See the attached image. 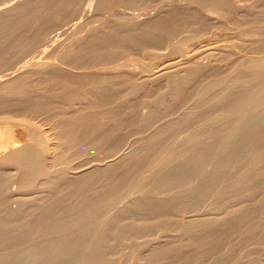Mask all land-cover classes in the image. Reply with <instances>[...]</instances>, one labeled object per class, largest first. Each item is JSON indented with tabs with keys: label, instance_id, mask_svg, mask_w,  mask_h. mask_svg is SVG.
Masks as SVG:
<instances>
[{
	"label": "bare ground",
	"instance_id": "6f19581e",
	"mask_svg": "<svg viewBox=\"0 0 264 264\" xmlns=\"http://www.w3.org/2000/svg\"><path fill=\"white\" fill-rule=\"evenodd\" d=\"M9 1L0 264H264V0Z\"/></svg>",
	"mask_w": 264,
	"mask_h": 264
},
{
	"label": "rangeland",
	"instance_id": "374dc122",
	"mask_svg": "<svg viewBox=\"0 0 264 264\" xmlns=\"http://www.w3.org/2000/svg\"><path fill=\"white\" fill-rule=\"evenodd\" d=\"M14 1H15V0H14ZM14 1H13V2H14ZM16 1H18V0H16ZM245 1H246V0H245ZM249 1L251 2V0H247V2H249ZM13 2H12V1H9V3H8V2H7V3H8V5H9V4H12ZM152 4H153V5H152ZM152 4L150 3L149 5H147V6H145V7L142 6V8H143L142 10H143L144 12H148V8H149V6H151V8H149V11L151 10L152 12L150 11V13H155V11H156V9H157V4H156V5H155V3H152ZM0 6H3V5H0ZM153 7H155V8H153ZM158 9H159V8H158ZM44 10H47V8L44 7ZM145 14L147 15L148 13H143L141 16H146ZM85 18H86V17H84V19L81 20L82 22H81L80 24L82 25V27H85V28H86V27H88V26L90 25V23H89ZM83 21H84V22H83ZM94 23H95V22H94ZM215 25H216V24H213V25L210 26L209 29L206 30L205 32H201L200 35L198 34V36H195V37L191 38V39L194 40V41H196V39H197L198 43H196V42H194V41H192V40L190 39V42L188 41V44H187L186 46H188V45L191 46V44L194 42V46L192 45V46L189 47V48L197 47V48H194V49H196V50L198 49V50H199V46H200V48L202 47L203 49H202V48H201V49L204 50L206 47L214 46V44L217 45V43H218V45L222 44L223 42H224V43H227L228 41H229L228 43H230V42H231V39L233 40L234 38H236L235 36H237V33H236V30H237V29L235 28L234 25H230V26H229V25L225 24V26H224V24H221V25H223L222 28H221V25L217 24L216 26H217L218 28H220V29H217V27H216ZM226 25H227V26H226ZM231 26H232V27H231ZM75 27H76V26H73V27H71V28H67V29L63 30L62 33L59 34V35H61V36H57V37H56L57 39L54 41V45L59 44L60 42H62V40L65 41V40L67 39L66 37H68V34L71 33L72 30H74ZM54 28H57L56 30H58V31L61 30L60 27H57V26L54 27ZM54 28H53V29H54ZM72 28H73V29H72ZM225 28H226V29H225ZM227 28H228V29H227ZM233 28H234V29H233ZM68 29H69V30H68ZM223 29H224L225 31H224ZM230 29H231V30H230ZM83 30H85V29H83ZM219 30H220V31H219ZM233 30H234L235 32H233ZM64 31H65V32H64ZM66 31H67V32H66ZM230 31H231V32H230ZM228 32H230V33H228ZM53 33H54V31H53ZM232 33H233V34H232ZM234 33H236V34H234ZM231 35H232V37H231ZM221 36H222V37H221ZM64 37H65V38H64ZM199 37H200V38H199ZM60 38H61V39H60ZM201 39H202V40L204 39V40L202 41ZM219 39H220V40H219ZM223 39H224V41H223ZM218 40H219V41H218ZM227 40H228V41H227ZM58 41H59V43H58ZM206 41H207V42H206ZM216 41H217V42H216ZM225 41H226V42H225ZM199 42H200V43H201V42H204V43H202V44L200 45ZM213 42H214V44H213ZM221 42H222V43H221ZM7 43H8L7 45L10 46L11 44H9V43H12V41L10 42V40H9ZM56 43H57V44H56ZM205 43H207V45H206ZM195 44H196V46H195ZM198 44H199V45H198ZM202 45H203V46H202ZM208 45H209V46H208ZM210 45H211V46H210ZM218 45H217V46H218ZM204 47H205V48H204ZM5 49L7 50V48L5 47L4 50H2V52L4 51V52L2 53V55L7 54V53H6L7 51H6ZM49 50H50V49H48V51L45 52L44 54H47V53L51 54V53H52L53 56H54V59H55V57H56V55H55V54H56V51L53 50V52H50ZM202 50H201V51H202ZM232 50H233V51H234V50L236 51V50H239V48L236 47L235 49L233 48ZM235 51H234V52H235ZM202 52H203V51H202ZM250 53H252V52H250ZM253 53H254V52H253ZM44 54H43V55H44ZM52 54H51L50 56H51V58L53 59ZM164 54H165V55H164ZM164 54H163V53H162V54H158V56H157V55H156V56L154 55L153 58H148L149 60H148V59H143V60H142V57L139 56L138 58H139L140 60H139V59H138V60H139L140 62H144V63H145V61H147V62H146L147 65L150 64V63H151V65H153V62H154V66H155V65H160V64L163 65L162 63L164 62V61H163L164 58H165L164 65L168 63L167 60L170 62V61H171L170 59H177V58H178V57H174V56L171 55V56L173 57V58H172V57H171L169 54H167V53H164ZM166 54H167V55H166ZM231 54L234 55L235 53H234V54L231 53ZM162 55H163V56H162ZM168 55H169V56H168ZM205 55H206V54L202 53L201 57H202L204 60H205V59L207 60L208 58H207V56H205ZM164 56H165V57H164ZM158 57H159V58H158ZM161 57H163V59H162ZM155 58H157V59H155ZM160 58H161V59H160ZM166 58H167V59H166ZM141 60H142V61H141ZM206 60H205V61H206ZM148 62H149V63H148ZM146 63H145V64H146ZM157 63H158V64H157ZM161 65H160L159 67H161ZM141 108H142V109H145L144 106L141 107ZM193 179H194L193 182H196V180H197L198 178H197V179L193 178ZM193 179H192V178H189V180H193ZM149 183H150L149 185L155 186L154 181H153V183H151V182H149ZM147 185H148V184H147ZM173 185H175V184H173ZM155 187H156V186H155ZM146 188L151 189L150 186H149V187L147 186ZM152 188H153V187H152ZM172 188H173L172 190L174 191V189L176 188V185H175V187H172ZM170 190H171V187H170ZM172 190H171V191H172ZM263 210H264V209H263ZM256 219H259V218L257 217ZM239 242H240V241H239ZM245 242H246V241L243 242L242 240H241L240 243L237 242L236 246L238 245V246L240 247V249H238V248H239L238 246L236 247V249L239 250L240 252H243V253H245V252L248 253L247 251H249V253H250V251H251L252 254H251V253H250V254L248 253L250 256H251V255H255L256 252H257L258 254H260V253H262V252L264 251V250L262 251V249H263L262 247H264V245H261V247L259 246V248H258V247H254V244H253V243H248V242H247L248 244H246ZM243 244H246L247 246H244ZM249 244H251L252 247H254L255 249L257 248V249L254 250V248H252L251 245H249ZM124 245H126V244H124ZM129 245H130V244H129ZM133 245H134V244H132V246H131V245L129 246V247H130V250H131V249L134 250V251L131 250L132 252H130L129 248H127V247H128V244L126 245V246H127L126 248H125V246H124V247H121L123 251H119V252H122V254H121L122 257H121V255H120V253H119L120 256H118V254H117L116 257L113 259V264H118V261L121 260V259H123L125 255H126V256H125L126 258H127V256L129 255V256H130L129 258L132 260V259L134 258V254H137V253H138V252H136L137 249H139V248H137L138 245H135L134 248H133ZM242 245H243L244 247H243ZM136 246H137V247H136ZM249 246H250V247H249ZM131 247H132V248H131ZM135 247H136L137 249H136ZM241 247H242V249H243V248H244V249L242 250ZM246 247H247L248 250L246 249ZM248 247L251 248L252 250L249 249ZM126 249H127V250H126ZM245 249H246V250H245ZM120 250H121V249H120ZM135 250H136V251H135ZM237 250H235V251H237ZM241 250H242V251H241ZM258 250H261V252L258 251ZM124 251H125V252H124ZM126 251H127V253H126ZM128 251H129L130 254L128 253ZM138 251H139V250H138ZM259 252H260V253H259ZM125 253H126V254H125ZM123 254H124V256H123ZM127 254H128V255H127ZM132 255H133V256H132ZM263 255H264V253H262V256H263ZM131 256H132L133 258H131ZM119 257H121V258H119ZM129 258H127V259L129 260ZM116 259H118V261H117ZM114 260L116 261V263H115ZM124 260H125V264H128V263L131 264V263L128 262V260H126L125 258L123 259V261H122V260L120 261L121 264L124 262ZM131 260H130V261H131ZM133 260H134V261H133L132 264H134V262H135L136 264L138 263L137 260H136L135 258H134ZM231 260H232V259H231ZM231 260H230V261H231ZM230 261H229V262H230ZM120 262H119V264H120ZM126 262H127V263H126ZM131 262H132V261H131ZM227 262H228V261H227ZM231 262H232V261H231ZM140 263H141V262H139V264H140ZM123 264H124V263H123ZM142 264H143V263H142Z\"/></svg>",
	"mask_w": 264,
	"mask_h": 264
}]
</instances>
